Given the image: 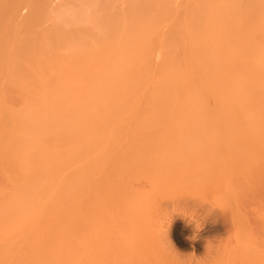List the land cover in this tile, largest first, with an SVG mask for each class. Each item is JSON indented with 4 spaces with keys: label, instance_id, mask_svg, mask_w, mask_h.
Wrapping results in <instances>:
<instances>
[{
    "label": "bare ground",
    "instance_id": "1",
    "mask_svg": "<svg viewBox=\"0 0 264 264\" xmlns=\"http://www.w3.org/2000/svg\"><path fill=\"white\" fill-rule=\"evenodd\" d=\"M0 264H264V0H0Z\"/></svg>",
    "mask_w": 264,
    "mask_h": 264
}]
</instances>
